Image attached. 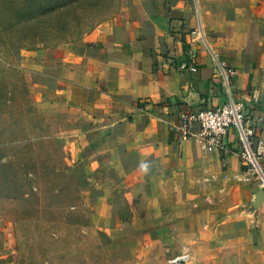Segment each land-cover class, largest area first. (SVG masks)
Listing matches in <instances>:
<instances>
[{
  "label": "rangeland",
  "instance_id": "rangeland-1",
  "mask_svg": "<svg viewBox=\"0 0 264 264\" xmlns=\"http://www.w3.org/2000/svg\"><path fill=\"white\" fill-rule=\"evenodd\" d=\"M148 2L0 0V239L9 238L1 264H264L256 247L241 255L221 241L249 229L224 224V166L211 181L203 168L167 161L163 177L135 171L142 149L132 115L100 113L83 82V65L96 60L85 50L123 37ZM254 14L247 25L264 37ZM75 67L80 85H64ZM141 105L135 113L147 114L150 133H165L166 113ZM152 137L143 146L149 171Z\"/></svg>",
  "mask_w": 264,
  "mask_h": 264
},
{
  "label": "crops",
  "instance_id": "crops-1",
  "mask_svg": "<svg viewBox=\"0 0 264 264\" xmlns=\"http://www.w3.org/2000/svg\"><path fill=\"white\" fill-rule=\"evenodd\" d=\"M247 13H258L254 17L259 20L264 17V0H150L137 21L125 26L123 37L101 40L98 48L85 50L96 60L92 65H83L82 78L98 93L93 94L102 107L100 113H121L122 122L126 114L132 115L130 126L142 149L139 160H135V171L163 177L164 168L158 165L167 161L203 168V176L211 181L214 169L224 166L220 181L225 183L221 194L228 201L224 224L230 226L239 219L249 229L246 235L227 233L221 241L241 255H247L253 247L263 255L264 197L257 201L262 189L245 171L237 136L231 135L225 150L207 149L197 137L182 141L171 129L184 109L216 106L227 100L225 88L216 78L218 63L225 62L236 67L234 89L253 117L261 119L257 129L264 138V37L247 25ZM80 77L79 68L76 74L71 68L63 84L80 85ZM103 101L109 104L108 108H103ZM139 102L166 113L165 133L162 129L150 133L147 114L135 113ZM108 119L115 129L121 126L122 122L114 117ZM110 128L102 126L98 130ZM151 135L157 164L149 171L150 159L143 146L148 148ZM216 190L208 187L207 192L213 194ZM232 197L234 203L229 202ZM254 223L260 229L251 232ZM256 239L261 245L255 243ZM8 240L0 239V264L8 256Z\"/></svg>",
  "mask_w": 264,
  "mask_h": 264
},
{
  "label": "built area",
  "instance_id": "built-area-1",
  "mask_svg": "<svg viewBox=\"0 0 264 264\" xmlns=\"http://www.w3.org/2000/svg\"><path fill=\"white\" fill-rule=\"evenodd\" d=\"M236 73V67L219 62L216 78L224 86L227 100L216 106L184 109L171 129L182 141L197 137L207 149L225 150L231 135L235 134L242 148L245 171L264 188V138L257 129L261 119H255L244 100L238 97L233 81ZM179 259L186 260V257L176 258L173 263Z\"/></svg>",
  "mask_w": 264,
  "mask_h": 264
},
{
  "label": "water",
  "instance_id": "water-1",
  "mask_svg": "<svg viewBox=\"0 0 264 264\" xmlns=\"http://www.w3.org/2000/svg\"><path fill=\"white\" fill-rule=\"evenodd\" d=\"M263 197H264V189H262V190L259 192V194H258V196H257V201H260Z\"/></svg>",
  "mask_w": 264,
  "mask_h": 264
},
{
  "label": "trees",
  "instance_id": "trees-1",
  "mask_svg": "<svg viewBox=\"0 0 264 264\" xmlns=\"http://www.w3.org/2000/svg\"><path fill=\"white\" fill-rule=\"evenodd\" d=\"M144 103H145V102H142V104H143L142 106H144V107H145L146 105H145ZM139 104H140V102L138 103V105H139Z\"/></svg>",
  "mask_w": 264,
  "mask_h": 264
},
{
  "label": "bare ground",
  "instance_id": "bare-ground-1",
  "mask_svg": "<svg viewBox=\"0 0 264 264\" xmlns=\"http://www.w3.org/2000/svg\"><path fill=\"white\" fill-rule=\"evenodd\" d=\"M181 261H182V259H179V260H178V262H181Z\"/></svg>",
  "mask_w": 264,
  "mask_h": 264
}]
</instances>
